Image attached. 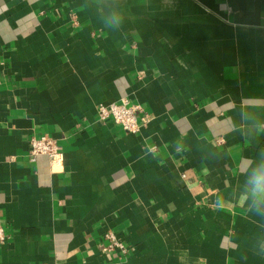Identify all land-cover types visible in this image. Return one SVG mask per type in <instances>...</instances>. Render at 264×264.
<instances>
[{"label": "crops", "instance_id": "crops-1", "mask_svg": "<svg viewBox=\"0 0 264 264\" xmlns=\"http://www.w3.org/2000/svg\"><path fill=\"white\" fill-rule=\"evenodd\" d=\"M121 98L138 133L98 119ZM258 163L264 0H0V264H264Z\"/></svg>", "mask_w": 264, "mask_h": 264}, {"label": "built area", "instance_id": "built-area-1", "mask_svg": "<svg viewBox=\"0 0 264 264\" xmlns=\"http://www.w3.org/2000/svg\"><path fill=\"white\" fill-rule=\"evenodd\" d=\"M96 114L102 122L111 120L128 133H138L140 128L149 120V115L137 103H131L127 98H121L111 103L96 105ZM47 157L49 165L54 168L62 165L63 153L55 139L47 134L30 139L29 157L35 161L37 156ZM103 238L106 240L105 249L108 253L123 254L127 247L118 234L111 228H105ZM5 240V233L0 226V242Z\"/></svg>", "mask_w": 264, "mask_h": 264}, {"label": "clouds", "instance_id": "clouds-1", "mask_svg": "<svg viewBox=\"0 0 264 264\" xmlns=\"http://www.w3.org/2000/svg\"><path fill=\"white\" fill-rule=\"evenodd\" d=\"M110 22L117 28L123 17L118 11L109 12ZM246 197H250V207L257 212L264 213V163H258L252 168L245 179ZM219 203V202H218Z\"/></svg>", "mask_w": 264, "mask_h": 264}]
</instances>
